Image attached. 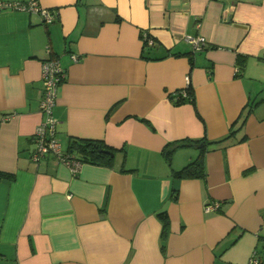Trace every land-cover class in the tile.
Here are the masks:
<instances>
[{
  "label": "crops",
  "instance_id": "obj_1",
  "mask_svg": "<svg viewBox=\"0 0 264 264\" xmlns=\"http://www.w3.org/2000/svg\"><path fill=\"white\" fill-rule=\"evenodd\" d=\"M38 1L49 24L0 11V264H264V0ZM51 57L61 149L104 142L113 167L31 161ZM202 150L205 179H175Z\"/></svg>",
  "mask_w": 264,
  "mask_h": 264
},
{
  "label": "built area",
  "instance_id": "obj_2",
  "mask_svg": "<svg viewBox=\"0 0 264 264\" xmlns=\"http://www.w3.org/2000/svg\"><path fill=\"white\" fill-rule=\"evenodd\" d=\"M5 9H15L18 11H26L29 13L39 14L41 17H43V20L45 23L49 24L54 20L53 13L49 10L44 9L41 5H39L38 0H29L28 2H12V3H3L0 0V11ZM145 36L148 38L147 35ZM144 41V40H143ZM144 41V42H145ZM187 43L192 46L193 52H201L206 47V39L202 36H189L186 38ZM154 40H149V45H153ZM78 56H73V61H78ZM43 72H42V78H43V96L41 99V106H40V112L43 114L46 118L42 123L39 125V127L34 132V135L32 137L34 142V148L32 149L31 153V161L35 163H40L48 156L54 157L58 162H61L65 164L67 167L70 168V170L77 174V172L80 170L83 163L81 161H78L74 158H69V156H66L63 152V149H61V143L58 140L57 135V120L54 117L53 109L57 105L58 101V92H59V86L64 83V81L67 79V74L65 69L62 68V65L60 64V60L56 57H51V59H48L43 62ZM186 83L187 88H185L182 91H179L176 95H181L183 99H188L190 96L187 94V89L189 86H191L190 83V77H186ZM14 114L6 115L4 121L9 120L13 118ZM220 202H215V204H208L205 206V211L212 212L216 211L220 207ZM249 264H261V261H259V258L256 253H254L253 257L250 260Z\"/></svg>",
  "mask_w": 264,
  "mask_h": 264
},
{
  "label": "trees",
  "instance_id": "obj_3",
  "mask_svg": "<svg viewBox=\"0 0 264 264\" xmlns=\"http://www.w3.org/2000/svg\"><path fill=\"white\" fill-rule=\"evenodd\" d=\"M146 32H143L141 37L145 41ZM148 38L146 37V41L144 42V46H150L149 40L154 39L153 36L147 33ZM179 92V91H178ZM177 94V93H176ZM187 94L190 96V98L183 99L181 95L175 96L177 100H175V104H183L186 102L194 103L195 96L192 94V87L189 86L187 89ZM173 98V101L175 99ZM198 145L200 146L199 142ZM204 145V144H203ZM66 156H69V158H74L78 161H81L83 164H94L101 167H113L114 164V156L115 151L108 147L104 142L98 141V140H86L82 138H71L68 148H67ZM173 148H171L169 151L166 152V156L170 157ZM204 150L201 151L199 154L200 156L190 162L187 166H185L181 170H177L174 172V178L175 179H190V178H196V179H205L206 177V167H205V154ZM11 176H5L0 172V180L7 179ZM166 213L160 214V217H162L163 221L165 222V226L167 225L168 217H166ZM261 264H263L261 262Z\"/></svg>",
  "mask_w": 264,
  "mask_h": 264
},
{
  "label": "water",
  "instance_id": "obj_4",
  "mask_svg": "<svg viewBox=\"0 0 264 264\" xmlns=\"http://www.w3.org/2000/svg\"><path fill=\"white\" fill-rule=\"evenodd\" d=\"M199 147H203V145L202 144H200V146Z\"/></svg>",
  "mask_w": 264,
  "mask_h": 264
}]
</instances>
